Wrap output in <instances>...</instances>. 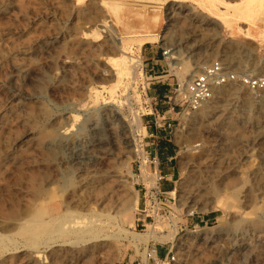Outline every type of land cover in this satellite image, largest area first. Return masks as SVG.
<instances>
[{
  "label": "rangeland",
  "instance_id": "obj_1",
  "mask_svg": "<svg viewBox=\"0 0 264 264\" xmlns=\"http://www.w3.org/2000/svg\"><path fill=\"white\" fill-rule=\"evenodd\" d=\"M194 1L0 0V264H140L152 246L165 258L161 243L173 248L171 264H264V92L224 87L197 113L158 130L175 152L172 164L160 160L162 176L170 175L161 191H173L175 201L161 219L140 213L142 187H151L146 157H156L155 124L168 102L154 93L176 85L154 79L144 50L154 57L170 50L180 83L215 62L238 76L264 75V17L261 31L253 18L260 0ZM119 4L127 14L110 10ZM138 13L159 16L152 32L161 40L140 47L151 31H128ZM123 52L141 61L135 81L116 76ZM130 108L140 116L137 133ZM113 109L124 116V132L109 118ZM78 145L86 147L85 163ZM56 212L68 216L59 227H105L87 242L64 236L37 249L26 244L22 229Z\"/></svg>",
  "mask_w": 264,
  "mask_h": 264
},
{
  "label": "bare ground",
  "instance_id": "obj_2",
  "mask_svg": "<svg viewBox=\"0 0 264 264\" xmlns=\"http://www.w3.org/2000/svg\"><path fill=\"white\" fill-rule=\"evenodd\" d=\"M217 1L218 3L220 4H223L225 5V2L223 0H215ZM257 6H256V10H255V14H254V23H255V26L257 29L260 28L259 26V21L262 17H264V0H260L259 2H257ZM127 5V4H125ZM124 5V6H125ZM164 6L168 5V4H163ZM138 6V5H137ZM219 7V6H218ZM253 7V6H251ZM110 8V7H109ZM127 8V7H126ZM155 8V7H154ZM164 8V7H163ZM165 9V8H164ZM220 9V7H219ZM112 12H114L115 14L118 13V12H124L125 14H127V10L123 7V5H117V6H114V7H111L110 9ZM138 10V9H137ZM254 10V8H253ZM109 13H111L109 11ZM164 13V12H163ZM252 14V13H251ZM243 16V15H242ZM129 17V16H128ZM131 18V17H130ZM164 18V17H163ZM132 19V18H131ZM133 22L134 23H130L128 25V31H137V29L135 28L138 27L140 29H149V31H153L155 30L156 26L159 25L160 23V18L158 15H151V14H146V13H138L134 16L133 18ZM103 28H106V29H111V26L108 25V23H104ZM227 28L229 29H233V27L231 26H226ZM249 30V29H248ZM246 31L245 33V36L247 37H250L252 36V32L250 31ZM162 35H147L144 37V39H142L144 42L140 44V47H142V44H145L147 43V41H151V40H161L162 39ZM123 37H118V42H119V45L124 48L126 46V44L123 43ZM124 55H122L120 58H118L116 61H114L115 65L114 67L116 68V76L119 77V78H129L130 79L132 78L133 81H135L136 79V74L138 73V70L139 68L141 67V61L140 59L139 60H136L134 59L133 57H128L126 53L123 52ZM178 58L174 57L172 55V62H171V66L172 67H177V65H179V63H176L174 60H177ZM199 72H195L194 74H191L187 79H185L184 81H182V83H186L189 81V78L193 77L195 74H197ZM116 77V78H117ZM125 81H127L125 79ZM118 82V81H117ZM119 83V82H118ZM128 84V83H127ZM120 85V83H119ZM118 85V86H119ZM118 86L116 88H118ZM122 86V85H121ZM127 86V85H126ZM116 93V89H114ZM129 90V89H128ZM127 93V92H126ZM117 94V93H116ZM114 96V95H113ZM97 97V96H96ZM112 97V96H111ZM117 97V96H116ZM127 97V95H126ZM113 99V98H111ZM115 100V99H113ZM127 103L129 104L130 101V98L127 97ZM123 101V100H122ZM121 102V101H120ZM115 105V104H114ZM131 105V104H130ZM114 108V107H113ZM117 108V107H116ZM109 110V109H108ZM130 111H131V115H132V119L129 120L130 121V124L134 127V133H137L140 129V123H141V120H140V116H136L135 113L133 112L132 108H130ZM121 112V111H120ZM108 114V113H107ZM109 118L110 119H113V122L117 123V125L120 127V129L124 132L126 127H125V124H124V121H123V117L121 118L120 117V113L118 112V110H114L113 111H109ZM108 119L105 120L104 124H103V127L106 128V129H109L110 126L108 124ZM126 121V120H125ZM128 121V120H127ZM128 121V122H129ZM127 122V123H128ZM129 125V123H128ZM112 126H116V124H113ZM130 127V126H129ZM101 128V127H100ZM128 128V127H127ZM132 128V127H131ZM113 130V129H111ZM96 132V131H95ZM127 133V132H126ZM133 136V135H132ZM115 137V136H114ZM120 138V137H119ZM135 141V140H134ZM79 142V141H78ZM83 143V142H82ZM75 144V143H74ZM133 147H134V150H135V153L138 154V156H140L141 158H143L144 156V151L141 150L138 145L136 144H133ZM85 148L86 147H83L82 145H78L76 147V152H77V155H76V158L78 160H80L82 163H85L86 160H85V154H86V151H85ZM88 151V150H87ZM71 152V151H70ZM73 164V163H72ZM157 168V167H156ZM156 168L154 169L153 172H150V171H147L146 169V172H147V185H151L150 188H147V189H152V188H157L158 185L156 183L157 181V176H158V172L156 171ZM142 172V171H141ZM174 195V193H169L167 196L168 197H172ZM137 201V200H136ZM136 203V202H135ZM137 204V203H136ZM137 206V205H136ZM95 212V211H94ZM36 217V216H35ZM34 217V218H35ZM73 217V216H72ZM93 218H96L98 217V215L96 214H93L92 216ZM37 218V217H36ZM65 219H68V216H64L63 214L61 213H58L56 212L55 214H51L49 215V221L48 222H42L41 220H32V222H35V223H32L30 226H27V227H24L22 229V236L26 239V244L30 245L32 248H40L41 246H46L48 243L50 242H55L56 239H60L61 237L63 238L64 236H71V237H74L76 243H80L81 241H85L87 242V240H89L90 238L91 239H95L96 236H98L100 234V230L103 229L105 226L104 225H99L93 221L89 222V223H76L73 224L75 226H72V224H70L68 227H59V224H61ZM97 219V218H96ZM31 220V219H30ZM48 220V219H47ZM22 223V222H21ZM23 224V223H22ZM25 224V223H24ZM27 224V222H26ZM102 224V223H100ZM64 225V224H63ZM18 226V225H17ZM101 228V229H100ZM20 230V229H19ZM18 230V232H19ZM176 230V229H175ZM102 231V230H101ZM174 231V230H173ZM17 232V230H16ZM17 232V233H18ZM102 235V234H101ZM172 235V234H171ZM16 236V234H15ZM100 236V235H99ZM58 237V238H57ZM172 240L174 241L175 240V237L177 236H172ZM5 237L4 236H0V243H5L4 241L2 240H5L4 239ZM9 238V237H8ZM73 238V239H74ZM88 238V239H86ZM12 239V238H11ZM7 240V241H11L9 244L11 245H15L16 241L14 240ZM90 239V240H91ZM98 239V238H97ZM100 239V238H99ZM96 240V239H95ZM64 241V240H63ZM69 242V240H67ZM66 242V241H65ZM160 264H164L163 262H161ZM168 264V263H167Z\"/></svg>",
  "mask_w": 264,
  "mask_h": 264
},
{
  "label": "built area",
  "instance_id": "obj_3",
  "mask_svg": "<svg viewBox=\"0 0 264 264\" xmlns=\"http://www.w3.org/2000/svg\"><path fill=\"white\" fill-rule=\"evenodd\" d=\"M170 54L171 51L167 49H164L162 52V58L167 62L168 70L171 72L168 64V61L172 60ZM231 85H240L253 93H262L264 92V75L254 78L238 76L236 73L227 69L222 62H215L205 66L199 73L189 78V81L186 83H180L177 79L175 87L170 90L167 97L168 104L177 115L182 114L188 116L197 113L213 101L219 89ZM163 127L171 129L172 125L164 123ZM147 162L149 164L148 169H151L150 171H153L157 167L158 176L156 183L158 187L150 190L144 186L142 187L145 193L143 195L144 206L140 213L142 214L141 216L145 217V220H157L168 215V210L170 209L169 204L172 201L174 202L175 199L169 198L167 196L169 193L166 194L161 191V185L166 178L160 172L159 159L157 157H147ZM139 173L142 174L140 170ZM166 245L161 246L165 247ZM157 249V246L149 247L145 255L146 262H141L140 264H160L161 262L171 264L175 261V255L173 253L167 255L164 259H159L157 257Z\"/></svg>",
  "mask_w": 264,
  "mask_h": 264
},
{
  "label": "crops",
  "instance_id": "obj_4",
  "mask_svg": "<svg viewBox=\"0 0 264 264\" xmlns=\"http://www.w3.org/2000/svg\"><path fill=\"white\" fill-rule=\"evenodd\" d=\"M148 1H153V2L154 1H161L163 4H169L173 0H148ZM176 1H192L196 5V1H194V0H176ZM231 5H235V4H231ZM220 12H225V11H222L220 9ZM209 16L211 18L216 17V16H211L210 14H209ZM216 18H218V17H216ZM124 31H126V30H124ZM230 31L233 34H237L238 33L237 31H235V29H230ZM246 31L247 30L244 31V35H245ZM256 31H261V30L260 29H256ZM147 34H155V33H153L151 31L150 33H146L145 35H147ZM155 35H160V34H155ZM138 36H142V35H138ZM259 36H260V34H258V35L256 34L255 37L252 38V39H256ZM131 37H133V36H131ZM146 44H152V43H145V44H143V46L146 45ZM164 49L165 48H163V50ZM144 52L147 53V57H148L147 68H150V72H152L153 75L155 76V78L153 76H151V78L163 80V84H167V81L170 78H174L173 81H175L177 83L176 76L175 75H172L171 72L168 70L167 62H165L163 60L162 53L161 54L160 53H157L156 54V57H154L155 54H153V52L148 51V50H144ZM169 93H170V90L167 87L164 86V87H158L155 90L154 95H155L156 98H158L162 102L163 100H166L167 99ZM163 103H164V105L161 108V111L160 112L157 111L159 113L160 118H161V122L162 121H164V123L171 122V121L172 122H175L177 120L176 119V116H178L177 113L176 112H173L172 109H171V107L169 108L167 106L168 102L164 101ZM164 123L162 122V125L161 124L158 125V121H157L156 124H155V128H156V133H155L156 134V140H158L157 141V145H156V150H157L156 157L159 159V161L162 160V162L164 163L163 165L168 166V165L172 164V162L175 160V156H174V153L175 152H174L173 145L171 144V141L168 140L167 135L165 133H163L164 131H162V130L161 131H158V130H160L163 127V124ZM148 129H149L148 127L145 128V130H147V131H148ZM151 137L152 138H155V135L152 134ZM146 160H147V157H146ZM160 166H161V164H160ZM147 170L150 171L148 169V165H147ZM153 171H150V172H153ZM156 171H157V168H156ZM160 172L162 173V171H160ZM163 176L166 179H168L169 178L168 176H170V175H167L166 174V175H163ZM173 177L174 176L171 175V180L172 181H173ZM166 194H168V193H166ZM161 245H165V244H162L161 243ZM164 248H166L167 251H168L165 257H167V255H170L171 253H173V248L172 247H168V245H166ZM159 250H160V247L157 249V257L158 258H159Z\"/></svg>",
  "mask_w": 264,
  "mask_h": 264
}]
</instances>
